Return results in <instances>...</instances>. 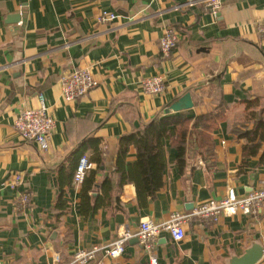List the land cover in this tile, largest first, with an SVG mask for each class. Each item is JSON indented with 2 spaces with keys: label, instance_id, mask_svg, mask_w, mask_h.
Instances as JSON below:
<instances>
[{
  "label": "crops",
  "instance_id": "0c3cea01",
  "mask_svg": "<svg viewBox=\"0 0 264 264\" xmlns=\"http://www.w3.org/2000/svg\"><path fill=\"white\" fill-rule=\"evenodd\" d=\"M208 1L0 0V264L67 263L74 252L109 245L120 231L136 230L145 220L161 223L173 213L223 199L232 189L245 195L264 187V144L244 162L246 143L240 138L254 127L252 115L264 116V44L256 30L264 21V0H215L220 3L215 12ZM103 11L118 18L100 24ZM168 28L178 30L181 41L165 59L160 40ZM86 68L98 87L67 103L62 79ZM158 76L167 83L166 93L139 92L143 78ZM218 93L225 110L212 133L213 156L203 160L191 139L182 171L177 151L166 141L164 184L140 203L135 183L121 185L116 172L119 139L142 124L177 115L167 110L187 94L193 107L182 112L192 118L211 114L219 107ZM38 95L56 119L48 152L14 130L22 111L40 106ZM253 100L260 103L247 108ZM89 137L101 141L104 168L96 180L112 183L108 204L83 216L82 184H74V173L60 215L59 169ZM93 154L89 148L85 156ZM135 162L131 148L126 163ZM93 165L91 171L97 170ZM18 172L32 194L30 207L22 206L19 192L8 185ZM185 234L179 245L170 238L160 241L159 264H233L253 245L263 250L257 264H264V208L257 218L197 220L185 226ZM105 263L149 264V258L133 239L122 257Z\"/></svg>",
  "mask_w": 264,
  "mask_h": 264
},
{
  "label": "built area",
  "instance_id": "2783aa9c",
  "mask_svg": "<svg viewBox=\"0 0 264 264\" xmlns=\"http://www.w3.org/2000/svg\"><path fill=\"white\" fill-rule=\"evenodd\" d=\"M211 2L213 11L220 8V3ZM118 16L114 13L103 11L98 17L100 24L115 21ZM258 35L264 44V21L256 26ZM181 41L178 30L168 28L164 31L160 40L162 57L169 59ZM99 85L90 69H79L69 73L61 82V95L67 103L76 102L86 98L91 91ZM167 91V83L163 77L143 78L139 83V92L158 97ZM40 106L34 110H24L20 113L14 125L23 141L36 146L41 152H48L56 125V119L45 105V98L38 95ZM104 148V150H106ZM94 165L86 156L81 158L74 175V184L81 185L84 178L93 169ZM8 185L19 192V203L24 207H30L32 194L25 186L24 175L21 172L10 175ZM26 188L24 191L23 189ZM264 208V187L252 190L245 195H237L234 189L230 190L226 197L220 200L209 201L197 206L190 213H173L161 223L145 220L136 230L124 229L117 234V238L106 246H94L90 250H78L67 263L59 264H106V259H118L125 254L127 243L137 239L142 251L148 255L149 264H159L157 246L164 237L170 238L172 243L179 245L186 236L185 226L200 220L205 223H218L222 217H233L237 214L245 216H260Z\"/></svg>",
  "mask_w": 264,
  "mask_h": 264
},
{
  "label": "trees",
  "instance_id": "16d2710c",
  "mask_svg": "<svg viewBox=\"0 0 264 264\" xmlns=\"http://www.w3.org/2000/svg\"><path fill=\"white\" fill-rule=\"evenodd\" d=\"M218 94L220 95L218 99L219 107L211 114L192 118L184 112H179L177 115L159 117L148 124H142L141 128L135 129L132 133L119 139L116 172L120 175L121 185L127 181L135 183L140 203H146L148 196L153 198L164 184L166 141L177 151V163L182 171L185 168V157L191 139L198 146V153L203 160L210 159L213 156L212 133L218 128V124L223 121L225 110L221 94ZM259 103V100H253L247 101L246 105L247 108H251ZM262 112L263 115L264 110ZM255 117V115H252L250 119L253 121L254 127L240 133V138L244 139L246 143L242 154L244 162H247L251 157H255L264 144V116L259 119ZM100 142L99 139L89 137L71 152L66 163L59 169L57 181L60 193L56 211L60 215L66 210L67 202L63 199L65 190L72 187L73 175L81 158L86 155L89 148L94 149V154L89 161L97 165V170L91 171L82 182L80 191L81 214L87 216L90 212L96 213L108 204L113 188L112 183L109 179L103 181L102 184L96 180L97 173L104 168ZM131 148L136 151V162L130 165L126 163V158ZM100 189L102 191L101 195L93 199L92 195L98 193Z\"/></svg>",
  "mask_w": 264,
  "mask_h": 264
},
{
  "label": "water",
  "instance_id": "95a60500",
  "mask_svg": "<svg viewBox=\"0 0 264 264\" xmlns=\"http://www.w3.org/2000/svg\"><path fill=\"white\" fill-rule=\"evenodd\" d=\"M193 107V101L190 94H187L176 101L173 105L169 107L167 110V113H170L171 111L176 112H182L185 110H190ZM163 241H165V238H162ZM136 242H138L137 239H134ZM162 241V240H161ZM166 242V241H165ZM263 256V250L259 245H253L251 249H249L245 255L241 258L235 259L233 264H257L260 259Z\"/></svg>",
  "mask_w": 264,
  "mask_h": 264
}]
</instances>
